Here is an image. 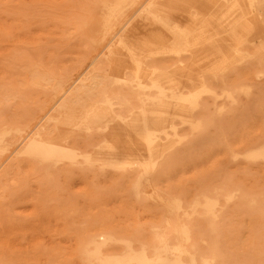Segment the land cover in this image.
Masks as SVG:
<instances>
[{
	"label": "bare ground",
	"instance_id": "6f19581e",
	"mask_svg": "<svg viewBox=\"0 0 264 264\" xmlns=\"http://www.w3.org/2000/svg\"><path fill=\"white\" fill-rule=\"evenodd\" d=\"M243 2L240 9L238 0H165L163 7L150 0L145 18L158 24L166 37L151 34L142 40L144 53L138 45V50L131 48L133 65L126 79H118L124 81V89L114 85L117 80L111 82L110 66L95 74L93 61L69 85L64 84L67 79L56 80L29 66L17 76L0 80V167L12 157L25 162L26 176L43 179L44 174L53 173L62 175L64 182L72 172H91L96 180L86 182L91 185L85 184L82 191L90 203L101 184H122L129 196H124L120 207L127 216L133 218L132 205L151 211L152 216L151 222L134 220L132 225L91 220L65 247L68 252L52 243L48 247L33 244L26 250L12 246L4 253L0 250V264L235 262L221 246L219 220L228 208L253 210L258 196L255 186L248 190L225 176L223 159L236 154L227 152L225 135L221 140L217 127L225 119L230 121L232 115L227 114L249 92L238 88L235 80L220 91L211 83L222 82L221 76L243 59L239 47L255 34L256 23L247 15L257 0ZM133 4L134 0H111L103 5L101 23L90 29L91 35L101 41L114 31L110 40H120L129 29L128 20L123 19ZM0 8L16 17L10 0H0ZM183 10L187 20L176 21L174 15ZM237 13L240 16L228 23ZM259 42H264V36ZM123 47L130 48L125 42ZM33 90L43 92L47 104L54 102L48 108L52 112L46 110L47 117L42 115L44 120L36 123L30 119L22 125L8 122L2 115L5 106L15 100L29 102ZM255 129L256 135L239 138L236 148L248 146L243 158L264 163V143L259 140L264 139V128ZM197 149L206 155L194 154ZM147 188L154 191L151 202L157 200V208L144 206L142 192ZM7 192H0L1 201ZM15 196L16 203L22 200L17 191ZM10 203H15L11 193ZM259 224L264 228V218ZM62 232H69L66 223ZM258 232L257 255L264 264V231Z\"/></svg>",
	"mask_w": 264,
	"mask_h": 264
},
{
	"label": "rangeland",
	"instance_id": "374dc122",
	"mask_svg": "<svg viewBox=\"0 0 264 264\" xmlns=\"http://www.w3.org/2000/svg\"><path fill=\"white\" fill-rule=\"evenodd\" d=\"M110 1L10 0V5L16 11L15 18L9 15L7 4L6 8H0V80L8 76H17L29 66L30 69L35 68L48 75L52 74L56 80L67 79L64 84L69 85L82 68L93 61L91 68H94L95 74H100L108 65L111 82L115 79L118 82H114V85L127 88L124 81L118 79H126L125 73L129 66L133 65L129 56V52L133 51L131 48L137 49L138 45L139 50L144 53L142 40L153 36L151 34L163 36L165 33L158 24L145 18L147 15L145 9L150 0H134V4L123 19V22L128 20L129 29L121 34L120 40L117 38L110 40L113 31L99 41L91 35L90 29L100 25L99 9L102 10L103 5ZM156 2L163 7L165 0ZM238 2L240 9H243V0ZM176 13L174 15L176 21L187 20L186 11ZM239 16L240 13H237L229 17L228 23L235 21ZM247 16L255 21L256 28L255 34L247 37L253 38L239 47L243 59L232 64V67L221 76L222 82L211 83L214 90L220 91L224 85L225 88H229L235 80L238 88L242 87L249 92L247 96H241L232 111L227 114L232 115L230 121L225 119L222 126L217 127L221 133V140L225 135L227 152L236 154L235 158L226 156V159H223L226 162L222 164L225 176L231 178L233 185L248 190L249 186H255L254 193L258 196L257 206L253 210L240 208L234 211L228 208L219 220L221 246L235 260L234 263L227 264H262L257 255L260 249L256 245L255 237L258 231H264L259 224L264 218L262 190L264 163L261 160H245L243 153L248 146L238 149L236 144L243 136L256 135L255 128H264V42H259V37L264 36V0H257L253 12ZM224 38L229 39L228 36ZM122 41L130 48H124ZM133 57L136 59L137 56ZM42 93L33 90L29 95V102L25 100L19 101L20 104L17 100L9 102L5 109H2V115H5L6 120L9 119L8 122L16 120L21 125L28 119L34 123L36 120L43 121V116L46 118L52 112L48 108L54 102L49 104L44 102ZM50 99L54 101L57 97ZM220 102L219 100L218 104ZM30 115L33 116L29 117ZM30 121L29 123L34 125ZM118 128L117 126V133ZM259 140L264 143V139ZM194 154L206 155V151L197 149ZM11 158L2 162L3 165L0 167V192L8 191V196L4 199L7 203L0 199V250L3 253L12 246L26 250L33 244L48 247L51 243L68 252L65 247L72 243L74 236L83 232L91 220L103 221L110 225H132L134 220L138 224L152 221L151 211H145L140 206L132 205L129 209L133 218H129L121 209L120 203L123 202L124 196L128 195L122 184H101L102 187L96 191L95 198L90 203L82 191L85 184L91 185L87 183L96 180L91 172H72L70 179L65 182L62 175L53 173L48 174V179L44 174L42 179V176L37 175L26 176L25 162L21 160V163L24 162L21 164ZM160 186L163 187V181ZM16 191L22 199L18 203ZM152 191L149 188L143 190L142 193L146 195H143V200H146L144 206L157 208V200L151 202L155 197ZM10 193L14 198V204L10 203ZM161 195L163 196L162 191ZM148 197H151V203ZM65 223L69 229L67 233L62 232ZM28 255L32 257L31 253Z\"/></svg>",
	"mask_w": 264,
	"mask_h": 264
}]
</instances>
